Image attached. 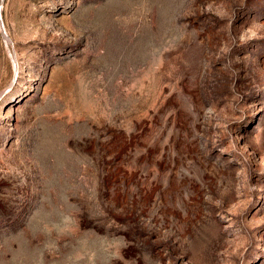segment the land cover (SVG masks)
<instances>
[{
    "label": "rangeland",
    "instance_id": "obj_1",
    "mask_svg": "<svg viewBox=\"0 0 264 264\" xmlns=\"http://www.w3.org/2000/svg\"><path fill=\"white\" fill-rule=\"evenodd\" d=\"M0 264H264V0H0Z\"/></svg>",
    "mask_w": 264,
    "mask_h": 264
}]
</instances>
